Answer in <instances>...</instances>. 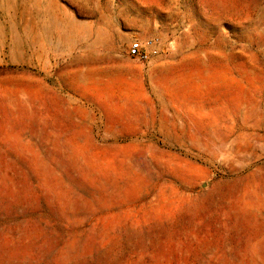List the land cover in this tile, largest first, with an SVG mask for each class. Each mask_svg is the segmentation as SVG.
Listing matches in <instances>:
<instances>
[{
	"label": "rangeland",
	"instance_id": "rangeland-1",
	"mask_svg": "<svg viewBox=\"0 0 264 264\" xmlns=\"http://www.w3.org/2000/svg\"><path fill=\"white\" fill-rule=\"evenodd\" d=\"M0 264H264V0H0Z\"/></svg>",
	"mask_w": 264,
	"mask_h": 264
},
{
	"label": "built area",
	"instance_id": "built-area-1",
	"mask_svg": "<svg viewBox=\"0 0 264 264\" xmlns=\"http://www.w3.org/2000/svg\"><path fill=\"white\" fill-rule=\"evenodd\" d=\"M131 55L141 57V58H146V56L142 55V49H141V45L139 43L132 45Z\"/></svg>",
	"mask_w": 264,
	"mask_h": 264
},
{
	"label": "crops",
	"instance_id": "crops-1",
	"mask_svg": "<svg viewBox=\"0 0 264 264\" xmlns=\"http://www.w3.org/2000/svg\"><path fill=\"white\" fill-rule=\"evenodd\" d=\"M150 44L152 45V44H153V42H150Z\"/></svg>",
	"mask_w": 264,
	"mask_h": 264
}]
</instances>
